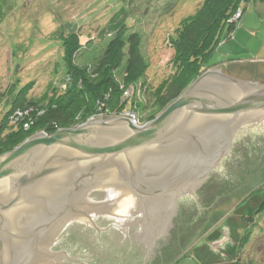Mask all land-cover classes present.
<instances>
[{
	"label": "water",
	"instance_id": "water-1",
	"mask_svg": "<svg viewBox=\"0 0 264 264\" xmlns=\"http://www.w3.org/2000/svg\"><path fill=\"white\" fill-rule=\"evenodd\" d=\"M259 117H264V85L216 67L204 71L163 112L142 125L113 115L27 138L0 155V264H6L7 252L17 264L26 259H31L27 264L50 261L54 253L35 252L25 243L27 232L41 229L49 236L73 219L93 223L90 211L97 212L102 203L88 197L92 189H106L112 201L125 205L135 193L148 199L170 197L174 202L186 193L196 197L209 186L229 152L245 142L243 128ZM163 221L172 231L148 236L136 246L115 232L107 264H153L163 246L178 244L177 217ZM21 243L29 258L16 256Z\"/></svg>",
	"mask_w": 264,
	"mask_h": 264
},
{
	"label": "rangeland",
	"instance_id": "rangeland-1",
	"mask_svg": "<svg viewBox=\"0 0 264 264\" xmlns=\"http://www.w3.org/2000/svg\"><path fill=\"white\" fill-rule=\"evenodd\" d=\"M201 1L0 0V121L17 99L42 103L51 97L52 88L58 92L66 75L62 34L75 31L84 40L91 38L94 44L83 54L89 61L90 53L105 42L102 29L123 7L129 12L125 23L130 31L142 34L143 54L149 62L147 77L134 88L131 100L151 106L150 82L157 83L171 70L170 34L183 18L196 12ZM242 8L237 28L230 36L224 31L208 65L264 85V2L252 0ZM136 112L141 121L148 114V110ZM127 113L95 118L127 117ZM241 137L245 142L223 159L207 188L196 197L182 195L188 208L177 218L178 244L163 246L160 251L169 252L158 264H219L230 257L225 250L233 249H241L242 264H264V211L256 215L254 224L242 219L250 215L249 207L255 214L264 197V117L244 127ZM247 231L249 240L241 248Z\"/></svg>",
	"mask_w": 264,
	"mask_h": 264
},
{
	"label": "trees",
	"instance_id": "trees-1",
	"mask_svg": "<svg viewBox=\"0 0 264 264\" xmlns=\"http://www.w3.org/2000/svg\"><path fill=\"white\" fill-rule=\"evenodd\" d=\"M250 1L202 0L195 13L180 21L168 40L173 50L168 61L170 72L155 84L148 80L151 84V106L147 102L132 101L134 88L142 77H147L149 62L143 54L142 34L130 31L125 23L129 16L127 7L116 13L102 29L105 42L90 53L89 61L83 59V54L94 44L92 39L84 40L75 31L62 34L66 75L61 87L58 92L52 88L51 97L45 98L42 103L24 97L15 101L13 108L0 121V155L39 132L52 134L59 128L76 127L102 114L117 115L123 111L137 114L136 111L141 109L148 110L142 122L154 119L204 71L213 67L208 65V61L220 46L224 31L227 29L229 36L235 31L237 21L233 17L241 11L242 18V4ZM130 102L129 108H126ZM18 110L24 115L13 122L12 118ZM26 122L30 123L27 128ZM255 209L254 214L249 207L250 215H242L243 221L254 224L256 215L264 211V197ZM248 234L247 231L243 235L239 244L241 248L249 240ZM240 251L227 252L230 257L224 263L242 264Z\"/></svg>",
	"mask_w": 264,
	"mask_h": 264
},
{
	"label": "flooded vegetation",
	"instance_id": "flooded-vegetation-1",
	"mask_svg": "<svg viewBox=\"0 0 264 264\" xmlns=\"http://www.w3.org/2000/svg\"><path fill=\"white\" fill-rule=\"evenodd\" d=\"M110 193L106 189H92L89 192L88 197L92 201L102 203L97 206V212L90 211L93 223L73 219L61 231L49 236L40 231L41 229H31L32 232H27V238L23 240L28 243L29 247H33V251H43L46 254L54 253L50 261L41 264H107L105 256L110 250L109 243L116 239L115 232L123 235L122 240L129 239L131 244L136 246L143 243L148 236L155 238L172 231V229L170 230L172 226L170 223L168 225V222H164V218H178L180 214L186 213L188 208L186 201H182V196L174 202L170 197L159 196L148 199L141 198L135 193V198L125 205L124 202L112 201ZM119 193L121 192L119 191ZM83 209H87V207H83ZM148 245L149 242L146 244V249L149 248ZM17 249V251L15 250L17 257L29 258L25 257L27 249L24 243L19 244ZM80 250L83 253L77 255ZM7 253L6 264H17V261L13 262L12 252ZM31 257L33 258V255ZM30 261L31 259H26L22 264H27Z\"/></svg>",
	"mask_w": 264,
	"mask_h": 264
},
{
	"label": "built area",
	"instance_id": "built-area-1",
	"mask_svg": "<svg viewBox=\"0 0 264 264\" xmlns=\"http://www.w3.org/2000/svg\"><path fill=\"white\" fill-rule=\"evenodd\" d=\"M240 18H241V11H238V12L234 15L233 19H234L235 21H238V20H240ZM127 94H128V93H127ZM127 112H128V113H127V117L130 118L134 123H136V124L143 123V122L140 120L138 114H136V113L133 112V111H127ZM23 115H24V112L18 110V111L15 113V115L13 116V118H12L13 122H17L19 119H21V118L23 117ZM92 119H94V118H92ZM29 125H30L29 122H26V123H25V127H26V128H27Z\"/></svg>",
	"mask_w": 264,
	"mask_h": 264
},
{
	"label": "crops",
	"instance_id": "crops-1",
	"mask_svg": "<svg viewBox=\"0 0 264 264\" xmlns=\"http://www.w3.org/2000/svg\"><path fill=\"white\" fill-rule=\"evenodd\" d=\"M218 235L219 234H216L215 235V239H216V237H218ZM214 240V239H213ZM218 239H216V240H214V241H217ZM211 245H212V243H211ZM222 249H224V248H222ZM221 250V249H220ZM234 250V249H233ZM169 251L168 250H165V252H164V250L163 251H160L159 253H157V255H155V257H154V260H153V264H158L160 261H161V258H164L165 257V254H167ZM227 252H232V250H225V253H227ZM161 255H162V257H161ZM216 262H220V260L219 261H216ZM224 262H226V261H222L221 263H219V264H225Z\"/></svg>",
	"mask_w": 264,
	"mask_h": 264
}]
</instances>
